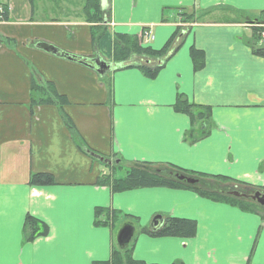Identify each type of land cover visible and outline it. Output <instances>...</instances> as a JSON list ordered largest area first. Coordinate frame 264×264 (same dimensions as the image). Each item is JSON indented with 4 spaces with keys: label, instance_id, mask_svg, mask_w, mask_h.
<instances>
[{
    "label": "crops",
    "instance_id": "1",
    "mask_svg": "<svg viewBox=\"0 0 264 264\" xmlns=\"http://www.w3.org/2000/svg\"><path fill=\"white\" fill-rule=\"evenodd\" d=\"M81 2L64 0L79 7L76 22L36 21L29 0L5 1L0 264H103L110 261L116 233L127 220L137 226L128 245L131 257L144 264H264V208L259 205L242 211L186 188L113 192L98 184L104 176L116 178L120 164L130 168L132 162H146L225 176L237 187L264 192V56L253 54L250 24L242 21L264 17V0H99L106 21L96 27L101 34L96 39ZM179 7L195 23L184 24L188 29L179 36L180 46L155 77L135 67L147 63L144 57L113 61L116 34L138 36L148 27L154 36L148 45L162 48L177 27L172 9ZM36 42L49 43L73 60L39 50ZM191 46L204 53L198 71ZM97 57L112 64L104 75L92 68ZM33 83H49L65 102L31 104ZM179 94L210 107V123L198 121L193 128L189 116L173 108ZM201 129L203 137L187 138ZM40 172L51 174L55 184H28L30 175ZM27 215L46 223L48 234L25 240ZM156 215L194 220L195 236L143 233Z\"/></svg>",
    "mask_w": 264,
    "mask_h": 264
},
{
    "label": "trees",
    "instance_id": "2",
    "mask_svg": "<svg viewBox=\"0 0 264 264\" xmlns=\"http://www.w3.org/2000/svg\"><path fill=\"white\" fill-rule=\"evenodd\" d=\"M29 3L32 7V14H37V0H29ZM5 4L6 3L0 4V22H7L9 20L8 4ZM80 5L84 21L88 24H91L90 28L93 38H99L101 36L99 33L100 30L96 27L101 26V24L105 23L106 21L103 16V11L100 9L99 0H82ZM166 9L171 10L170 8ZM172 10L177 12L175 15V18L177 19V27L162 48L156 50L149 45L143 46L140 42L139 36L137 35L129 36L124 34H116L112 43L113 61L119 64L121 62L127 61L133 55L144 57L147 63L138 65L135 64V67L139 68L145 77H155L158 71L163 67L164 63L177 51L178 47L180 46L179 36L183 31L188 29L183 28L184 24L195 23L194 20L190 19L191 15L185 12V8L179 7L173 8ZM249 20V17H243L242 19L244 23H249ZM252 31L255 34L257 29H252ZM4 41L6 40L4 39ZM252 52L258 56H264V48L255 49L254 42L252 44ZM189 55L193 70H200L204 65L203 51L191 46L189 48ZM150 60H154L155 64L153 63L148 65ZM126 66L132 65L128 64ZM31 92V104L32 102L33 104L47 102L60 107L65 102L64 99L55 92L49 83L42 86L33 83L31 86ZM108 92L110 93V88L108 89ZM173 108L177 112L188 115L191 119V125L193 128L198 121L203 123L207 122V125L210 123V107H203L189 103L184 95H177ZM66 124L70 126L68 120H66ZM70 130L71 133H73V139L77 140L79 138L77 133L74 132L73 128ZM205 134L206 131L201 129L200 131H197V133L193 132V135L187 138L193 142L203 137ZM104 159L107 160V162H103L104 164L111 163V161L106 157ZM175 175L194 178L198 181V183L194 185L187 184L185 181L177 180ZM28 184L53 185L55 184V181L51 174L40 172L31 174ZM98 184L110 186L113 192H120L142 187L186 188L193 190L202 197L233 205L242 211H256L257 209V205L249 199L237 198L229 193L231 191H239L244 193L251 192L253 191V188L251 187H237L238 184L225 176L190 172L168 165H155L146 162H132L130 168L127 169L125 175L122 178H111L110 176H104L102 179L98 180ZM101 211L102 209H97L96 213L98 214ZM196 228L197 224L192 219L165 216L161 217V222L156 227H153L150 223L148 227H143L141 231L152 237L191 238L195 236ZM48 231L49 229L46 223L29 215L25 217V240L32 241L36 237L46 236ZM103 264L144 263L132 259L130 246H127L123 250H120L118 247H116L111 255L110 261L103 262Z\"/></svg>",
    "mask_w": 264,
    "mask_h": 264
},
{
    "label": "water",
    "instance_id": "3",
    "mask_svg": "<svg viewBox=\"0 0 264 264\" xmlns=\"http://www.w3.org/2000/svg\"><path fill=\"white\" fill-rule=\"evenodd\" d=\"M34 45L37 49L42 50L44 52L73 60L71 58L72 57L71 55H69L68 53L62 50H59L58 48H56L55 46L49 43L36 42ZM93 62L95 66H93L92 68L95 67V71L99 75H104L106 72L112 69V64L110 62L104 61L100 57L95 58ZM88 154L94 159H97L102 162H107V160H105L103 156L95 152L88 151ZM175 178L179 181H185L187 184H190V185H194L198 183L196 179L191 178V177L182 176V175H175ZM229 193L232 196L237 197V198L249 199L252 202L259 205L260 207L264 208V192H261L259 190H254L251 194H247V193L239 192V191H231ZM160 222H161V216L156 215L152 218L150 223L152 224L153 227H156ZM136 233H137V226L130 220L125 221L120 226V228L118 229L116 233L115 239H116V244L118 248L120 250H123L126 246H128V244L132 241Z\"/></svg>",
    "mask_w": 264,
    "mask_h": 264
},
{
    "label": "rangeland",
    "instance_id": "4",
    "mask_svg": "<svg viewBox=\"0 0 264 264\" xmlns=\"http://www.w3.org/2000/svg\"><path fill=\"white\" fill-rule=\"evenodd\" d=\"M6 0H0V4L5 3ZM71 1V0H68ZM7 5V3L5 4ZM49 5V7H48ZM80 6V5H79ZM75 6H70L68 3L64 4V0H37V14L33 15V18L36 21H41L42 19H54V20H61V21H76L75 16L78 12L81 15V11H78L79 7L73 8ZM250 18L249 23H251L250 29H259L264 26V18ZM1 20V19H0ZM82 20V19H81ZM83 22V20H82ZM253 24V25H252ZM50 30V29H47ZM51 31V30H50ZM50 35L51 32H47ZM1 39V38H0ZM72 43V42H68ZM128 168L124 164H120L114 170V176L116 178H122ZM251 191L250 193H252ZM254 203V202H253ZM256 204V203H255ZM257 205V204H256ZM112 217V215L110 216ZM124 222H122L123 224ZM121 224V225H122ZM120 228V227H119Z\"/></svg>",
    "mask_w": 264,
    "mask_h": 264
},
{
    "label": "built area",
    "instance_id": "5",
    "mask_svg": "<svg viewBox=\"0 0 264 264\" xmlns=\"http://www.w3.org/2000/svg\"><path fill=\"white\" fill-rule=\"evenodd\" d=\"M262 29H260L257 33V43L259 48H264V26H261ZM154 36L151 33L150 28L143 29V31L139 34L140 42L143 45L148 44L151 40H153Z\"/></svg>",
    "mask_w": 264,
    "mask_h": 264
},
{
    "label": "flooded vegetation",
    "instance_id": "6",
    "mask_svg": "<svg viewBox=\"0 0 264 264\" xmlns=\"http://www.w3.org/2000/svg\"><path fill=\"white\" fill-rule=\"evenodd\" d=\"M247 194H251L250 192H247Z\"/></svg>",
    "mask_w": 264,
    "mask_h": 264
}]
</instances>
